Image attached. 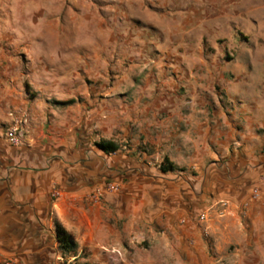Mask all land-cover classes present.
I'll use <instances>...</instances> for the list:
<instances>
[{
    "label": "crops",
    "instance_id": "crops-1",
    "mask_svg": "<svg viewBox=\"0 0 264 264\" xmlns=\"http://www.w3.org/2000/svg\"><path fill=\"white\" fill-rule=\"evenodd\" d=\"M34 3L0 0V255L49 259L73 218L119 254L147 240L190 264H264L249 241L264 240V100L206 92L221 64L187 40L233 0H44L64 7L38 16ZM106 184L119 189L99 195Z\"/></svg>",
    "mask_w": 264,
    "mask_h": 264
},
{
    "label": "rangeland",
    "instance_id": "rangeland-1",
    "mask_svg": "<svg viewBox=\"0 0 264 264\" xmlns=\"http://www.w3.org/2000/svg\"><path fill=\"white\" fill-rule=\"evenodd\" d=\"M35 3L36 14L42 15L45 9L56 7L57 13L64 7L63 5H48L44 0H31ZM235 0L233 4L228 3V18L223 17L218 21L204 22V27L192 33L187 38L188 41H197L203 44L206 61L213 63L218 62L221 68L213 71L216 72L215 78L211 82V88L206 92L222 95L226 97L231 95L234 98H243V101H252L257 99L264 100V0H242L243 18L236 15ZM25 5H18L23 8ZM3 7V6H2ZM7 6H4V9ZM12 7V6H10ZM240 7V8H241ZM254 8L250 13L251 8ZM238 7V10H240ZM181 39V37H180ZM179 39V40H180ZM199 56V54H198ZM196 54L193 58L200 60ZM191 58V59H193ZM190 62H195L194 60ZM197 64V62H195ZM198 66V65H197ZM225 76L227 81H219V77ZM189 87H181L179 94L182 96L190 92ZM254 101V100H253ZM185 102H188L186 100ZM234 102V101H233ZM264 113V109L262 110ZM57 189L52 191V199L56 200L59 196H54ZM59 193V192H58ZM70 216V215H69ZM96 213L85 207L84 223L91 224L94 221ZM57 218V217H56ZM71 221V234L74 239L78 238L76 234L75 219L68 218ZM53 224H62L53 216ZM73 224V225H72ZM87 240H75L78 244L76 257L63 256L55 240H50L49 252L50 257L46 260L28 261L25 264H98L94 262L93 255L98 254L109 259V264H190L186 252L179 251L175 248L173 252L162 254L158 248L153 247L147 240H135L131 245H125L121 249V254L114 251L108 245L98 247V240L90 239V231L83 229L81 232ZM87 235H84L86 234ZM89 237V238H87ZM108 242L109 240H104ZM255 244L257 252L264 253V240H249ZM48 242V241H46ZM171 250V245L169 246ZM232 248L231 252H234ZM2 260L13 259V257L1 256ZM215 257V256H214ZM116 258V260H115ZM77 259V260H76ZM15 264H20L16 262Z\"/></svg>",
    "mask_w": 264,
    "mask_h": 264
},
{
    "label": "trees",
    "instance_id": "trees-1",
    "mask_svg": "<svg viewBox=\"0 0 264 264\" xmlns=\"http://www.w3.org/2000/svg\"><path fill=\"white\" fill-rule=\"evenodd\" d=\"M100 147L107 154L116 153L120 148L116 143L106 140L101 142ZM174 170L175 166L171 162H169L168 159H165L161 166V171L164 173H169L173 172ZM57 242L63 256L76 257L78 244L74 240L73 236L61 225H57Z\"/></svg>",
    "mask_w": 264,
    "mask_h": 264
},
{
    "label": "built area",
    "instance_id": "built-area-1",
    "mask_svg": "<svg viewBox=\"0 0 264 264\" xmlns=\"http://www.w3.org/2000/svg\"><path fill=\"white\" fill-rule=\"evenodd\" d=\"M5 136L8 140V142L13 145V146H18L20 145L21 141H22V133H21V123L20 122H15L12 126H10L6 133ZM119 189V187L115 184H106L104 186V188H102L101 191H98L97 193L100 195L104 194V193H109V194H113L115 192H117ZM54 196H59V193L56 192L54 193ZM259 193L257 191L254 192L253 194V198L255 200L259 199ZM16 261L12 260V259H6V260H2L0 257V264H15Z\"/></svg>",
    "mask_w": 264,
    "mask_h": 264
}]
</instances>
